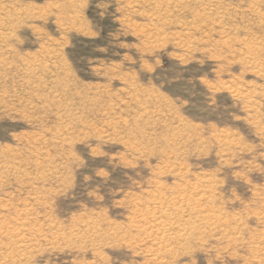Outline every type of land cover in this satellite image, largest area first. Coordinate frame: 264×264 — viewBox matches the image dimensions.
<instances>
[{
  "label": "rangeland",
  "instance_id": "1",
  "mask_svg": "<svg viewBox=\"0 0 264 264\" xmlns=\"http://www.w3.org/2000/svg\"><path fill=\"white\" fill-rule=\"evenodd\" d=\"M0 264H264V0H0Z\"/></svg>",
  "mask_w": 264,
  "mask_h": 264
},
{
  "label": "bare ground",
  "instance_id": "2",
  "mask_svg": "<svg viewBox=\"0 0 264 264\" xmlns=\"http://www.w3.org/2000/svg\"><path fill=\"white\" fill-rule=\"evenodd\" d=\"M7 10V9H6ZM169 23V22H168ZM196 217L198 218V216L196 215ZM200 218V221L201 222H205V220H207L208 221V216H205V215H201V216H199ZM199 219H198V221H199ZM205 223H207V222H205ZM182 237H183V235H182ZM181 237V238H182Z\"/></svg>",
  "mask_w": 264,
  "mask_h": 264
}]
</instances>
